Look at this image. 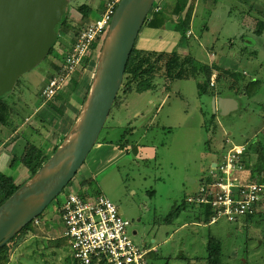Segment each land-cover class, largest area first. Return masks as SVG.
<instances>
[{"label":"rangeland","instance_id":"1","mask_svg":"<svg viewBox=\"0 0 264 264\" xmlns=\"http://www.w3.org/2000/svg\"><path fill=\"white\" fill-rule=\"evenodd\" d=\"M164 1L169 4V0H162V2L155 0V4L156 6H162ZM249 1L252 2L253 0H194L192 27L197 37L192 36L187 39L186 51L190 52L189 57L206 61L212 46L217 54L224 53L226 50L237 52L241 46L240 41L232 42L230 48L223 45L228 38L227 35L229 33L234 34L230 22H234L236 26H239L245 22V18L247 21L250 19L246 15V8L250 5ZM262 2L263 0H255V9H263L264 4ZM84 3L92 6L90 14L92 19L97 18L103 10L104 0H67V25L63 28L64 32L58 38L56 37L53 47L54 52L47 53L40 63L21 74L13 88L4 95V99L13 105L15 109L20 112H22L20 110L22 109L28 113L26 117L28 121H25L28 127H32L31 125L36 126V132H42L44 136L41 135L35 144L47 153L48 158L54 152L55 144L52 141L56 135L62 129L67 134L72 128L76 117L81 111L97 68L101 45L96 47L90 59L75 71L72 81H69L61 93L48 102H44L41 98L40 89L46 83L48 77L54 73L52 72L51 63L61 61L62 53L71 46L74 31L77 26L81 25V13L78 8ZM226 15H229L227 20ZM205 24L208 25L207 31L201 27ZM250 36L252 35L247 31L244 40H247ZM181 56L177 55L179 60L175 67L179 69V78H187L191 73L188 69L191 65L188 55L183 54ZM262 58L261 55L260 58L257 57L254 61L259 65H263V73L264 59ZM245 64L242 63L238 68L239 75L243 78L252 76L250 69H253V65H258L248 63L246 66ZM194 66H197V64H194ZM242 69L248 71L246 76L241 74ZM215 72L217 75L219 74L217 71ZM156 77L155 82L157 84L165 82L162 76ZM224 82L223 78L218 80L219 84L217 86L220 87ZM177 86L181 87V83H178ZM185 86L188 88L189 83ZM189 90L186 96L192 93V90L190 92ZM183 95L185 96V94ZM143 98L144 100H141L142 105L145 102V97L143 96ZM177 98L178 95L174 99ZM239 100L237 99V102H240ZM260 100L263 103L255 105L250 101V103L242 104L241 108L239 107L240 109L231 111L228 115L219 116L217 120L214 119L212 124L208 121L209 113L199 117L192 112L193 110L190 108L192 106L191 100H188L190 105L177 107L170 103L172 109L170 110L169 105H167L158 115L160 122L163 121L165 125L170 126L163 129L159 127L157 132L152 133L151 140L153 144L147 140L143 142L145 144H142L145 145L143 149H147L146 146L158 147L161 155H165L162 158L164 160L162 163L159 160L156 163L153 158H132L131 156L139 151V148L134 147L135 149L133 148L130 151V155L114 163H108L104 156L101 157L103 160L94 168L89 163L97 150L93 148L74 176L72 183L63 188L62 192L38 216L40 224L45 228H39L38 225L32 231H20L7 243L10 248L9 257L14 264H72L67 260L68 258L66 259L71 253L70 249L68 253L67 249L61 250L53 247L55 241L51 238L63 237L64 230L63 223L58 217L56 202L63 198V194H67L71 190L75 193H81L78 188L81 180H84L85 176L90 177L92 175L89 191L103 193L117 205L119 214L131 221V226L128 229L129 236L141 247L154 244L157 246L155 247L157 251L150 252L147 255L149 264H205L206 241L210 236L221 241L225 257L220 261V264H263L264 215L261 217L259 215L264 214V200L259 206V213L253 215L249 221L243 220L242 222L241 220V223L237 224L220 218L216 222L208 224L207 220L209 218L200 217V219H197L192 213L193 203L183 201L185 193L181 183L184 175L182 167L185 163L182 160L183 153H187L189 156L186 164L188 173H194L196 164L190 166V161H193L192 157L195 160L202 161L201 156L205 157L208 145H210V153L222 154L231 145L226 144L222 149L224 135H227L234 144H243L253 131L256 132L261 127L264 123V115L257 109L264 107V94ZM122 101L121 94L118 102L122 103ZM49 105H54L63 110V115L54 112ZM116 111L115 107L110 111L96 144L103 140H114L116 138L117 131L113 130L112 135H110V131L107 129L110 126V120H113L110 118ZM30 112L32 113L29 114ZM204 121L208 123L209 128L203 127ZM0 128L3 129L1 124ZM21 132H26V130ZM21 136L23 139L15 145L18 146L16 149L18 151L23 145L22 142L27 138H24L23 133ZM118 136L120 137L118 141H122L121 137L123 135L119 134ZM207 136L209 142H205ZM204 138H206L205 141ZM157 139L158 142H156ZM162 142L164 144H161ZM118 145L121 146L119 143ZM253 150L259 151L258 145L255 147V143L251 144V150L247 152L246 159L248 163L250 152ZM170 158H172L171 161L168 160ZM9 159L10 157L7 159L6 165H3L4 168L0 165V172H8L19 183L26 181L28 179L26 169L20 165L15 168L8 167ZM203 163L207 165L205 158ZM206 171L208 172V170ZM177 207L179 209H176ZM132 230H136L137 233L134 235ZM152 239H154V242H152ZM64 241L66 242L65 239ZM67 247L69 248V246ZM70 257L73 261L71 255Z\"/></svg>","mask_w":264,"mask_h":264},{"label":"water","instance_id":"2","mask_svg":"<svg viewBox=\"0 0 264 264\" xmlns=\"http://www.w3.org/2000/svg\"><path fill=\"white\" fill-rule=\"evenodd\" d=\"M154 3L155 0L118 3L101 43L94 78L72 128L35 174L0 204V248L62 192L93 149ZM66 5L67 0H0V96L48 53ZM218 106L223 112L229 109L226 101Z\"/></svg>","mask_w":264,"mask_h":264},{"label":"crops","instance_id":"3","mask_svg":"<svg viewBox=\"0 0 264 264\" xmlns=\"http://www.w3.org/2000/svg\"><path fill=\"white\" fill-rule=\"evenodd\" d=\"M160 2H162V0H160ZM167 4L168 3L164 1L162 3V6L160 5V10H162L164 14L166 15V17L169 18L165 27L150 28L147 26H143L136 38L135 47L137 49H140L141 51H155V52L175 51L178 56L186 54L189 57L190 52L186 51L187 49L186 46L188 42L187 39L191 38L192 36L197 37V35H195V32H193L192 23H191L190 28L187 29L185 37H182L179 31L175 30L174 26L178 19V17L172 13V9H173L172 6L175 4V0H169V4L168 5ZM185 10L186 9H184L181 15L185 13ZM258 11L259 10L250 11L248 14L250 16V19L248 21H245L243 24H240L239 26H236L234 22H230V25L233 28L234 34L229 33L227 35L228 38L224 41L223 46L230 48L232 44L236 42V40H238L241 42V46H240V49L237 50V52L226 50L224 53L217 54L215 53L214 47L212 46L211 50H209L208 59L206 61L196 60V58L194 59V61H196V64H197L196 67H200V65H205V64L210 65V66L215 65L217 66V68L216 69L212 68L213 72L215 71L220 72L219 70H226L228 72H233L237 74V72L239 73L238 68L239 66L242 65V63H246L245 64L246 66L248 65V63L258 64L254 60H256L257 57L260 58L261 55L263 56L262 59H264V35H261V36L256 35L253 32L254 20H255L253 17L255 15L258 16L260 14ZM193 19L194 18L192 17V20ZM227 19H229V15H226V20ZM201 27L205 28L206 31L208 29L207 24ZM247 31H249V33L252 36L248 38L249 40L248 39L244 40V37ZM178 60H179L178 57H176V60L174 62L175 65ZM55 64L57 65V63ZM52 70H53L52 72H55L53 68ZM250 70L252 72V76L243 78L242 76L238 75L237 84L229 83L228 80L223 78L225 80L223 85H220V87H218L217 84L219 83L216 82L214 86L210 85V88H208L205 92L201 93L199 91L198 84L199 82L203 80V73H200L197 78L194 77L193 72H191L189 77L187 78L185 77L179 78L180 77L179 69H177L174 73H172V74H175L173 79L172 78L165 79L163 77L165 82L161 84L159 83L157 84L155 82L157 77H155V80L153 81V86L151 87V89H148L140 93L135 92V91L127 93L126 95H124L122 99L123 100L122 103L117 106L116 108L117 111L114 113V115L111 116L110 119H113V120L112 121L110 120V123H109L110 126L107 127V129H109L110 131V135H112L113 130L117 131V136L119 134L123 135L121 137L122 141L118 142L121 146H119L117 143V140L120 139V137L119 136L117 137L116 135H115L116 138H114V140H103L102 142L95 144L93 148L97 150H96V153H94V156L91 158V160H89L90 165L96 168L98 163L101 160H103L101 158L103 156L108 160V163L109 162L114 163L119 159H125L126 156L130 155V151L133 150L134 147L139 148V151H137L135 155H132L131 156L132 158L133 157H135L136 159L153 158L156 160V163H157V160H159L162 163V161H164L162 160V158H164L165 155L164 154L161 155L158 147L146 146L147 149H143L144 148L143 146L145 145H142V144H145L143 142L146 140L149 143H152V140H151L152 133L157 132L159 127L163 129V128H166L167 126H170V125H165L163 121L160 122V120H158L160 119V117L158 116L160 111H162L164 107H166L170 103H173L174 106L176 107L181 106V105L182 106L190 105L189 104L190 101L188 100H191L192 106L190 108L193 110L192 112H194V114L196 113L200 117V115L205 116V113H209L210 114L209 120H210V116H212L213 120L214 119L217 120L219 116L228 115L231 111L240 109L242 104H245L247 102L250 103L251 101L252 103H255V105H257V103H263V101L260 100L264 94V72L262 73L263 65H259V64L253 65V69H250ZM241 74L243 76L244 75L246 76L248 74V71H246L245 69H242ZM156 76H159V75H156ZM252 79H259L261 81V84H260L257 94L254 95L253 97H248L245 94L244 89H245V85L247 84V82H249ZM178 83H181V87L177 86ZM187 83H189L188 88H186L185 86ZM212 87L214 88L213 91H212ZM188 90L189 92L192 90V93L186 96V94L188 93ZM183 94H185V96ZM177 95H178V98L174 99ZM143 96L145 97V102L142 105L141 100H144ZM237 99L238 100L240 99L239 100L240 102H237ZM222 101H226L229 105L228 107L229 109L225 110V112H223L218 106V103ZM185 102H187L188 104H186ZM36 109H38V107H36ZM169 109L170 110L172 109L170 105H169ZM255 109L257 108L255 107ZM20 110L22 111L23 117L25 116V118L23 121L20 120L21 124L16 129V131L11 132L4 126H2L3 129L0 128V165L3 168H4L3 165H6V161L9 157L11 159L13 155H20L27 142H31L35 144L37 139H39L42 135L41 131L36 132L37 130L36 126H33V125H31L32 127L27 126V123L25 121H28V118H26L28 113H26L22 109ZM257 110L261 112V114L264 115V107L258 108ZM32 112H30L29 114H31ZM29 118L31 119V117ZM207 124L208 123L204 121L203 127L207 128L208 127ZM199 125H200V122H199ZM216 128H217V124H216ZM22 130L24 131L26 130V132L20 133V131ZM263 132H264V123L261 125L260 128L257 129L256 132L253 131V133L250 134V136L247 137V140H245L244 143L241 145H244L246 147V144H248L249 142L251 144L255 143V147H257V145L259 144L263 145L264 144V133ZM22 133L24 134V138L25 137L27 138L24 142H22L23 145L20 148L21 150L19 149L18 151L16 150L18 146H15V145L16 143L19 144L20 140L23 139L21 136ZM65 134H66V131L62 129L61 132H59L56 135L52 143L56 145V143L58 142V137L61 135H65ZM158 134L159 136H161L160 133ZM226 137L228 136L224 135L222 149H224V147L227 144L225 142ZM205 139L206 138H204V141ZM228 139L232 143V140L229 137ZM161 140L163 139L161 138ZM161 140L159 139V141ZM156 142H158V139ZM205 142H209L208 136ZM161 144H164V143L162 142ZM237 145H240V144H237ZM209 146L210 145H208V148H207L208 153L207 151L205 152L206 153L205 157L201 156L202 161L195 160L192 157L193 161H190V166L193 164H196L194 173H188L189 171H188L186 164L188 163L189 156L187 153L182 154V160L183 162L185 161L184 166L182 167L184 170L183 171L184 175L181 180V183L184 187L183 188L184 193H185V197L183 201L186 200V202H189L187 200L189 196H194L197 193L202 179H204L207 176L210 169L214 167L215 163L218 162L221 158L222 154L218 155V154L210 153L211 150ZM40 149L42 150V148ZM10 152L12 155L10 154ZM44 154L47 155L46 152H44ZM204 158H205V163L207 165H204L203 163ZM168 160L171 161L172 158ZM8 167H9V164H8ZM206 170H208V172ZM3 173L8 174V172L6 171H3ZM250 175H254L255 177H258V176L261 177V175H264V158L261 159L258 152L255 150L250 152L249 163L244 169V171L242 172V176L246 178H248ZM87 178H92V175L90 177L89 176L84 177V179H87ZM189 203H192V202H189ZM193 214L195 215L197 213L193 212ZM210 223L211 222H208V224ZM41 227L43 226L40 224L39 228ZM152 242H154V239H152ZM148 246L157 247L155 244L148 245ZM151 252H154V251H151Z\"/></svg>","mask_w":264,"mask_h":264},{"label":"built area","instance_id":"4","mask_svg":"<svg viewBox=\"0 0 264 264\" xmlns=\"http://www.w3.org/2000/svg\"><path fill=\"white\" fill-rule=\"evenodd\" d=\"M120 0H104L99 16L85 24L73 37L71 46L62 53L57 63L58 70L48 77L40 89L44 102L51 100L64 89L81 65L87 62L94 49L101 45L109 23ZM160 10L154 3L150 13ZM217 74L213 72L209 84L214 86ZM230 147L212 167L189 202L209 204L210 222L220 218L229 222L259 213L264 200V182L249 181L242 176L245 167L242 162L244 145H237L225 139ZM58 217L78 264H92L103 260L104 264H149L147 254L156 251L154 246L141 247L129 236L131 221L119 214L117 205L103 193L80 196L74 191L63 194L57 200ZM258 211V212H257ZM40 218L33 219V226L40 225Z\"/></svg>","mask_w":264,"mask_h":264},{"label":"trees","instance_id":"5","mask_svg":"<svg viewBox=\"0 0 264 264\" xmlns=\"http://www.w3.org/2000/svg\"><path fill=\"white\" fill-rule=\"evenodd\" d=\"M193 1L194 0H189V1L188 0H175V4L172 6L173 7L172 13L178 17L174 28L175 30L179 31L182 37L186 36V31L187 29L190 28L191 23H192V17H193V12H194ZM249 4L250 5H248V8H246V15H248L250 11H253L255 9V0H253L252 2L249 1ZM262 4H264V0ZM184 9H186L185 13L181 15ZM255 10H259L258 12L260 14L258 16L256 15L254 17L252 16L255 19L253 32L256 35L261 36V35H264V8L255 9ZM78 11L81 13V19H80L81 25L77 26L76 30L74 31V36L79 32V30L83 28L85 24H88L92 20V18L90 17V14L92 12V6L85 4V3L81 4L78 8ZM66 14H67V5H66L65 12L60 22L57 23L55 26L57 38L62 32H64L63 28L67 25ZM168 19L169 18L166 17L164 12L162 10H159L157 12L149 13L143 26H147L150 28H163L168 22ZM245 21H247L246 18H245ZM53 47H54V43L50 47L48 53H51V51L54 52ZM176 57H177V53L175 51H171L169 53L155 52V51H141L137 49L134 45L129 55L127 64H126L122 86L117 94L113 107L117 108V106L121 104L120 102H118L121 94H122V99H123L124 95L132 91L140 93L148 89H151L156 75H160L164 77L165 79L167 78L173 79L175 74H172V73H174L177 70V68H175V63H174L176 60ZM188 59L191 65V67H189L188 69L190 72H193L194 77L197 78L200 73H203V80L199 82L198 87L201 93L205 92L208 88H210L209 80H210L211 74L213 73L212 68L216 69L217 66L215 65L210 66V65L205 64V65H200V67H196L194 66V64H196L194 59L191 57L190 58L188 57ZM51 66L55 71L58 70V66L55 63L52 62ZM219 71L220 72H218L219 74L217 75L215 82H218V80L224 78L228 80L229 83L237 84V81H238L237 77L239 75L238 72L237 74H235L233 72H228L226 70H219ZM260 84H261V81L259 79L250 80L245 85V89H244L245 94L248 97H253L254 95L257 94ZM213 90L214 88L212 87V91ZM61 92L62 90L58 92L56 95H58ZM7 93L8 92L0 96V124L6 127L11 132H14L21 124V121L24 120L25 116L23 117L22 112H20L18 109H15L13 105H11L8 101L4 99V95H6ZM49 107L53 109V111L58 113L59 115H63V112H64L63 110L55 107L54 105L52 106L49 105ZM209 122L211 124L213 123L212 116ZM63 137H64L63 135L58 137V142L54 146L53 151L61 143ZM118 142L119 141L117 140V143ZM250 150H251V143H248L246 144V147L242 154V162L245 168L248 165V160L246 159L247 152ZM258 150H259L258 154L260 158L263 159L264 158V145L262 144L258 145ZM47 159H48V156L44 154V152L39 147H37L35 144L31 142H27L20 155H13L11 157L10 162H9V167L15 168L18 165L23 166L26 169L27 178H30L47 161ZM244 178L246 179V177ZM204 179H205V182L210 180L209 177L204 178ZM72 180L68 183V186L72 183ZM91 180L92 178L81 180L80 185L78 187L81 193H77L78 195L86 197V196H93L99 193V192L93 193L92 191H89ZM246 180H249V181L260 180L261 182H264V175H261V177L260 176L255 177L254 175H250L248 179ZM24 182L25 181L19 183L16 181L13 175L0 172V204L6 198L11 196ZM176 209H179V207H177ZM193 212L197 213L195 214L197 219H200V217H203L205 219L209 218L207 222H210L212 214H211V208L209 204L193 203L192 213ZM263 215L264 214H260L259 217ZM252 216L253 215L245 216L233 223H241V220L242 222L243 220L249 221L251 220ZM33 228L34 226L32 222H30L22 230L32 231ZM63 238L66 240L67 243L64 241ZM51 239L55 241V243L53 244V247L59 248L61 250L67 249L68 253L70 249L71 253L68 255V257H66V259L68 258L67 260H69L72 264H78L77 260L74 257V252L70 246V243L67 237L63 236V237H55ZM67 246H69V248ZM9 249H10L9 245L7 243L0 248V264H14V262L9 257V254H8ZM205 254H206L205 264H220V261L223 260L225 257V255L223 254L221 241L218 238L210 236L209 239H207L206 241V253ZM70 255L72 256L73 261L71 260ZM92 264H104V262L103 260H100L98 262L94 260Z\"/></svg>","mask_w":264,"mask_h":264},{"label":"flooded vegetation","instance_id":"6","mask_svg":"<svg viewBox=\"0 0 264 264\" xmlns=\"http://www.w3.org/2000/svg\"><path fill=\"white\" fill-rule=\"evenodd\" d=\"M133 231H134V230H132V233H133ZM135 231H136V230H135ZM132 233H131V234H132Z\"/></svg>","mask_w":264,"mask_h":264}]
</instances>
